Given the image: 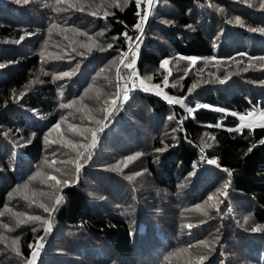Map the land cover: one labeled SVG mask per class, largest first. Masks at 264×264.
I'll return each mask as SVG.
<instances>
[{
    "label": "trees",
    "instance_id": "16d2710c",
    "mask_svg": "<svg viewBox=\"0 0 264 264\" xmlns=\"http://www.w3.org/2000/svg\"><path fill=\"white\" fill-rule=\"evenodd\" d=\"M262 4L0 0V264H264Z\"/></svg>",
    "mask_w": 264,
    "mask_h": 264
},
{
    "label": "built area",
    "instance_id": "2783aa9c",
    "mask_svg": "<svg viewBox=\"0 0 264 264\" xmlns=\"http://www.w3.org/2000/svg\"><path fill=\"white\" fill-rule=\"evenodd\" d=\"M138 1H139V6H140V14H139L140 22L138 25L140 27L139 28L136 27L134 29V33L132 35V40L129 44V49L126 52H124L122 54V57H121V61H122V63H124L125 61H127L130 58V55L133 52H135L134 59L128 65L129 68H131V70H134V64L137 62V59H138L139 49L137 48V43L139 42V38L143 35V30L147 27V23L150 20L151 6H152L154 0H152L151 4L148 3V0H138ZM120 83H121V80L119 78L118 84H120ZM127 85H128V90H127V92L124 93L125 98H123V100H126L128 98L129 91L131 89L139 88L138 87V77L133 76L131 79H129L127 81ZM120 95H121V92H119L118 96H120Z\"/></svg>",
    "mask_w": 264,
    "mask_h": 264
},
{
    "label": "snow or ice",
    "instance_id": "6c2138e0",
    "mask_svg": "<svg viewBox=\"0 0 264 264\" xmlns=\"http://www.w3.org/2000/svg\"><path fill=\"white\" fill-rule=\"evenodd\" d=\"M28 2V0H24V3H27ZM148 3L149 4H151L152 3V0H148ZM118 6V5H117ZM262 7H264V4H262L261 5ZM137 15H139V13H137ZM236 23H241L240 22V20H239V18H237V20H236ZM136 27L137 28H139L140 26L139 25H136ZM252 31H256V29H252ZM260 31H264V29H261ZM101 35L103 34V33H100ZM123 35H127V33H123ZM129 39H131V37H129ZM109 47H111V45H109ZM181 59H184V57H181ZM188 59H190L191 60V63L193 64V65H195L196 63H197V58H188ZM261 59H264V57H262ZM166 64H168V60H165V61H163L162 62V67L164 66V65H166ZM0 67H2V65H0ZM64 76H70V73H63L62 74V76H60V77H58V78H63ZM225 81L224 80H221L220 81V83H224ZM197 85L196 84H193L192 85V88L194 89L195 87H196ZM170 103L172 102V101H169ZM177 103H182V100H177L176 101ZM69 105H62V107H68ZM205 107H207V106H205ZM169 119H171V117H169ZM244 119V117L242 116L241 117V120H243ZM57 128L59 127V125H57L56 126ZM261 143H264V140H262L261 141ZM73 147H75L74 145H73ZM157 151H161V150H157ZM249 151H251V149H249ZM81 155H83L82 153H81ZM139 155V154H138ZM136 157H130L129 159L131 160V159H135ZM209 163H213V164H215L216 163V161L215 160H209L208 161ZM79 165L77 166V171L79 170ZM225 171H227V169H225ZM65 183L67 184L68 183V181H65ZM225 187H227V185H225ZM225 195H226V193H225ZM212 199V197H209V200H211ZM56 203L57 204H59L60 203V200L59 199H57V201H56ZM41 207H43L44 208V211L45 212H48L49 211V209L47 208V207H44V205H40ZM28 219L29 220H40V217H38V216H33V217H28ZM51 230V227H50V225L47 227V228H45V232H48V231H50ZM257 230H259V229H254V231H257ZM40 239H43V237H41ZM41 247H42V245H41ZM19 254V253H18ZM33 255H35V252L33 253ZM203 259H205V257H200V260L202 261ZM27 264H31V261H28L27 262Z\"/></svg>",
    "mask_w": 264,
    "mask_h": 264
},
{
    "label": "rangeland",
    "instance_id": "374dc122",
    "mask_svg": "<svg viewBox=\"0 0 264 264\" xmlns=\"http://www.w3.org/2000/svg\"><path fill=\"white\" fill-rule=\"evenodd\" d=\"M131 69V68H130ZM140 81H139V79H138V87H140ZM118 98H125V95L123 94V95H120V96H118ZM115 104H113V106H114ZM244 119L242 120V123H246V122H251V121H256V123L257 124H260V125H264V120H262V119H258V120H256L257 119V117H256V115H252V114H250V113H247V114H245L244 116ZM251 118L252 119H254V120H251ZM92 143H94V142H92ZM50 226H51V224H50Z\"/></svg>",
    "mask_w": 264,
    "mask_h": 264
},
{
    "label": "water",
    "instance_id": "95a60500",
    "mask_svg": "<svg viewBox=\"0 0 264 264\" xmlns=\"http://www.w3.org/2000/svg\"><path fill=\"white\" fill-rule=\"evenodd\" d=\"M149 22V21H148ZM147 25H148V23H147ZM117 105H114L113 107H116Z\"/></svg>",
    "mask_w": 264,
    "mask_h": 264
},
{
    "label": "bare ground",
    "instance_id": "6f19581e",
    "mask_svg": "<svg viewBox=\"0 0 264 264\" xmlns=\"http://www.w3.org/2000/svg\"><path fill=\"white\" fill-rule=\"evenodd\" d=\"M259 2H260V1H259ZM259 2H258V3H259ZM242 228H243V226H242ZM243 229H244V228H243Z\"/></svg>",
    "mask_w": 264,
    "mask_h": 264
}]
</instances>
